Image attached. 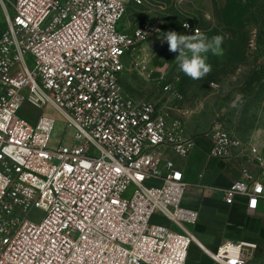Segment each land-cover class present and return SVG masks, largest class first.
<instances>
[{
	"label": "built area",
	"instance_id": "built-area-1",
	"mask_svg": "<svg viewBox=\"0 0 264 264\" xmlns=\"http://www.w3.org/2000/svg\"><path fill=\"white\" fill-rule=\"evenodd\" d=\"M0 9V264H187L193 244L216 264H246L255 244L211 252L194 236L199 213L183 206L176 160L196 139L124 93V59L160 30H121L127 0H0ZM23 105L34 121L18 115ZM206 137L208 160L243 156L220 128ZM218 191L227 206L245 198L248 212L264 202L246 167Z\"/></svg>",
	"mask_w": 264,
	"mask_h": 264
},
{
	"label": "rangeland",
	"instance_id": "rangeland-1",
	"mask_svg": "<svg viewBox=\"0 0 264 264\" xmlns=\"http://www.w3.org/2000/svg\"><path fill=\"white\" fill-rule=\"evenodd\" d=\"M140 1L127 0L120 29L133 34L147 25L160 33L151 32L124 59V93L155 103L169 124L179 123L183 137L206 142L220 128L241 144L243 156L233 162L264 183V0ZM183 22L209 38L224 37L223 54H207L212 70L201 80L179 71L178 53L170 52L163 39L169 31L192 35L182 31ZM3 28L0 9V33ZM165 85L171 86L170 92L163 91ZM37 114L26 105L18 112L30 121ZM57 136L55 129L53 139Z\"/></svg>",
	"mask_w": 264,
	"mask_h": 264
},
{
	"label": "crops",
	"instance_id": "crops-1",
	"mask_svg": "<svg viewBox=\"0 0 264 264\" xmlns=\"http://www.w3.org/2000/svg\"><path fill=\"white\" fill-rule=\"evenodd\" d=\"M207 151V140L196 139L191 154L176 160L188 184L183 206L199 213L193 228L195 238L211 252L228 241L253 243L256 249L246 264H264V202L253 212L247 211L246 199L242 197L227 206L218 190L240 178L241 165L208 160ZM187 260V264H216L194 244L189 248Z\"/></svg>",
	"mask_w": 264,
	"mask_h": 264
},
{
	"label": "clouds",
	"instance_id": "clouds-1",
	"mask_svg": "<svg viewBox=\"0 0 264 264\" xmlns=\"http://www.w3.org/2000/svg\"><path fill=\"white\" fill-rule=\"evenodd\" d=\"M188 28V25H184ZM163 39L168 43L169 51L178 53L175 58L179 71L193 80H201L212 70L207 63V54L222 55V43L224 37L216 35L211 38L196 29L192 35H182L174 31L164 34ZM239 99V97H238ZM236 107V101L231 104Z\"/></svg>",
	"mask_w": 264,
	"mask_h": 264
}]
</instances>
